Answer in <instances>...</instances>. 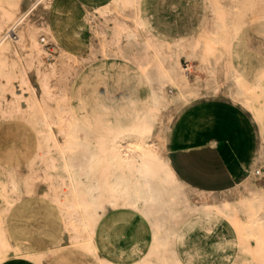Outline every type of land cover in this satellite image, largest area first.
Wrapping results in <instances>:
<instances>
[{
    "label": "bare ground",
    "instance_id": "1",
    "mask_svg": "<svg viewBox=\"0 0 264 264\" xmlns=\"http://www.w3.org/2000/svg\"><path fill=\"white\" fill-rule=\"evenodd\" d=\"M179 1L183 4V0ZM47 2L0 0V73L5 75L0 81V108L5 92H10L32 115L35 141L26 151L28 164L42 163L44 170L50 171L45 175L52 190L49 195L63 215L66 230L71 232L68 240L84 248L96 264H129L107 258L95 240L96 229L104 226L115 210L129 209L149 232L147 250L131 264H191L192 249H201L208 231L219 219L234 224L240 238L244 234L255 240L253 245L245 246L246 251L254 257L264 256V188L253 187L237 199H226L219 194L223 191L195 188L175 173L168 153L162 148L167 131L162 113L171 106L179 111L198 97L209 98L211 92L218 90L221 74L227 82L229 99L247 107L258 122L263 145L255 159L264 160L263 77L249 78L230 56L241 25L237 11L246 0H223L227 9L211 3L209 20L214 21L215 29L200 20L204 24L203 32L175 36L169 41L154 39L147 33L155 28L148 16H134L126 25L115 23L114 33L121 47L118 51H108L103 58L126 60L140 70L148 89L147 109L140 119L127 125H103L100 129L70 112L62 102L66 96L62 80L75 70L66 60V51L62 50L46 67L42 63L43 47L36 38L39 26L35 19L38 5L42 4L43 8ZM136 2L119 0L122 6ZM107 7L108 4L95 9L104 15ZM245 13L264 20V0H257V5ZM217 43L223 46L221 52H216ZM182 55L197 58L205 67L207 77L195 76L189 80L188 67L184 68L180 61ZM30 72L39 83L40 95L31 82ZM167 85L173 88L166 90ZM107 99L114 102L116 93H109ZM177 140L184 139L179 135ZM221 149L225 154L223 146ZM0 166L7 171L0 178V201L5 204L0 214L5 216L14 202L8 193L17 190L19 183L12 167H4L1 162ZM256 172L259 174L260 170L255 169ZM112 192L116 193L115 198L107 195ZM241 216L248 218V226H237ZM6 224L0 215V264L18 256L40 262L41 250L21 247L9 234Z\"/></svg>",
    "mask_w": 264,
    "mask_h": 264
},
{
    "label": "rangeland",
    "instance_id": "2",
    "mask_svg": "<svg viewBox=\"0 0 264 264\" xmlns=\"http://www.w3.org/2000/svg\"><path fill=\"white\" fill-rule=\"evenodd\" d=\"M83 1L87 0H57L55 5L50 7L53 0H48L43 8L42 4H39L35 19V24L39 26L36 38L41 44L40 37L45 36L46 40L53 45L50 56H47L44 50L42 51L44 67L49 62L55 61L62 50L66 51V60L72 63L75 70L73 73L66 74L62 80L66 87V96L62 102L70 112L82 116L92 126L97 127L102 122L114 121L119 116L113 107L106 106L105 110H102L109 93L113 92L121 97L125 112L131 109L126 104L127 96L140 101L135 106L137 109L143 107V102H146L147 86L140 70L126 60H109L103 56L108 51H118L121 47V41L114 33L115 23L124 22L126 25L132 22L134 16L148 15L145 0H137L136 3L127 6H122L119 0H99L101 7L108 4V12L104 15L100 10H96L93 4ZM198 3L200 20L208 22L211 24L210 27L215 29L214 21L209 20L210 4L222 5L224 9H227V5L222 4L223 0H198ZM256 5L257 0H246L243 8L237 11V20L241 22V25L237 38L231 45L230 56L237 67L243 68L246 76L253 78L259 75L263 77L264 82V20L245 13L247 9L254 8ZM26 6L28 4L20 11ZM201 21L193 32L195 35L204 31V24ZM147 33L154 39L161 38L169 41L172 38L163 36L155 28L148 30ZM213 35L219 34L213 33ZM214 46L216 52L223 50L221 43ZM182 56L180 61L184 68L188 67L186 71L189 80H193L195 76L202 79L207 77L205 67L197 58L188 59L185 55ZM222 69L221 65L220 72ZM4 76L1 72L0 81L4 80ZM219 76L218 90L211 92L209 98L198 97L196 102H217L218 107L211 110L215 128L220 134L219 137L222 135L223 139L222 137L220 139L229 150L230 157L238 165L245 167L239 168L237 183L233 188L219 191L221 192L219 194L226 199H237L253 187L264 188V160L255 159L263 143L258 131V122L247 107L229 99L227 82L221 74ZM30 79L36 87L37 94L40 95L39 83L31 72ZM171 87L167 85L166 90ZM14 99L15 96H12L10 92H5L0 108L4 110L0 112V162L4 167L8 165L13 168L14 178L19 183L17 190L8 193L14 201L12 206L5 216L3 213L0 214L7 221L6 228L21 247L41 250L40 262L26 260L29 263L96 264L84 248L68 240L71 232L66 230L63 215L49 195L52 190L45 175L50 171L44 170L42 163L37 162L34 166L28 164L29 158L26 151L33 147L35 141V133L32 129L33 117L23 104H20L21 101L17 99L14 101ZM185 105L179 111H175L171 106L161 115L163 124L167 126L162 146L167 153L173 147L174 134L180 131L182 119L185 115H189L188 110L193 108L191 105ZM227 154L225 152V157L229 160ZM230 163L232 165V162ZM255 169H259L260 173L254 174ZM6 173V169L0 166V178H4ZM107 195L116 197L114 192ZM109 196L107 199L110 198ZM4 205L0 201V210L4 208ZM125 218H131L135 221V225L118 226V220H125ZM248 221L247 217L241 216L237 226H248ZM234 227L235 225L227 220H217L208 231L201 249H192L191 264H264V256L254 257L245 249L246 245H253L255 240L244 234L240 238ZM95 240L107 258L129 263L147 250L149 232L134 212L129 209H118L104 226L96 229ZM18 258L22 257H13L4 263L16 264L19 262ZM78 258L79 261L76 263Z\"/></svg>",
    "mask_w": 264,
    "mask_h": 264
},
{
    "label": "crops",
    "instance_id": "3",
    "mask_svg": "<svg viewBox=\"0 0 264 264\" xmlns=\"http://www.w3.org/2000/svg\"><path fill=\"white\" fill-rule=\"evenodd\" d=\"M83 2L93 4V6H95L96 8L97 6H99L100 1L87 0ZM181 4L182 1L180 2L179 0H145L147 15L150 18L151 23L153 24L157 32L166 37L188 35L195 32L200 21V10L198 7V0H183V4ZM188 5L191 6L192 10L188 7ZM192 11L194 13H192ZM181 13L183 15L185 13V15L183 16ZM182 17L185 18L183 19ZM186 17H188V19ZM170 28H172L173 31ZM147 97L146 102H143L144 106L137 109L135 106L140 101H137L132 97L127 96L126 104L130 106L131 109L129 108L128 110H126V112L121 97L117 95V99L114 102H109L106 98L103 106L104 108L102 110H105L106 106L113 107V109L117 110V112L119 113V116H117L116 120L107 122L104 121L97 127L92 126L86 119L85 120L90 126L96 129H100L103 125H127L142 117V115L147 109ZM188 105L193 106V108L188 110L189 112H192H190L189 115H185L182 119V123L179 126L180 131L178 130L179 132H177V134L175 135L174 142L172 144L173 147L168 152V157L172 168L174 169L175 173L185 182L201 190L219 192L233 188L237 183V179L239 176V168L243 166L238 165L235 160L230 157L229 150L226 148L219 135L216 136V134L218 133H216L215 130L216 126L214 118L212 116L213 112L211 110L217 108V104H215V101L196 102L195 99L189 104H186L185 106ZM194 112L195 114H193ZM179 135H182L184 139L183 141L177 140V137ZM203 136L208 138H204ZM197 137L198 139L196 140ZM222 146L228 153L227 156L230 161L225 157V154H223L221 149ZM230 162H232V165ZM17 244L20 245V243ZM18 259L19 260L17 261L19 262H16V264H33L29 263L23 258ZM78 261L79 258L75 262L77 263Z\"/></svg>",
    "mask_w": 264,
    "mask_h": 264
},
{
    "label": "built area",
    "instance_id": "4",
    "mask_svg": "<svg viewBox=\"0 0 264 264\" xmlns=\"http://www.w3.org/2000/svg\"><path fill=\"white\" fill-rule=\"evenodd\" d=\"M40 41L45 54H47V56H50L52 53L53 45L48 40H46L45 36H41ZM256 174H258V172H256Z\"/></svg>",
    "mask_w": 264,
    "mask_h": 264
},
{
    "label": "snow or ice",
    "instance_id": "5",
    "mask_svg": "<svg viewBox=\"0 0 264 264\" xmlns=\"http://www.w3.org/2000/svg\"><path fill=\"white\" fill-rule=\"evenodd\" d=\"M57 0H53V4L50 5V7L54 6ZM134 6V5H133ZM118 226H123V227H132L135 225V221H133L131 218H125V220H118ZM131 264V262H129Z\"/></svg>",
    "mask_w": 264,
    "mask_h": 264
}]
</instances>
